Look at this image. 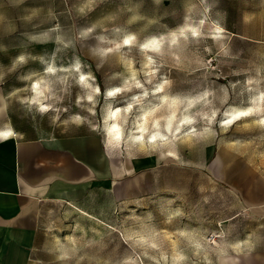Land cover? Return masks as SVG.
<instances>
[{"label":"rangeland","instance_id":"374dc122","mask_svg":"<svg viewBox=\"0 0 264 264\" xmlns=\"http://www.w3.org/2000/svg\"><path fill=\"white\" fill-rule=\"evenodd\" d=\"M35 1L30 5L33 9L23 5L24 17L15 21L10 15L19 12L12 9L17 6V0H0V17H3L0 38L6 39L0 45L6 49L14 47L13 58L5 60L9 67L5 77L14 75L16 84L22 85L13 92L21 100L32 95L26 90L30 81L24 77L41 73L48 63H54L57 68H71L78 61L81 72L96 77L102 93L119 86L127 75L120 53L109 55L101 64L95 54L97 48L110 47L108 42H118L128 34H135L137 42L142 43L152 36L166 35L186 22L196 26L203 20L199 25L201 37L181 41L171 49L165 45L162 55L150 53L159 66L153 85L162 79L171 81L158 96L190 97L210 91L214 93L210 97L212 108L219 110L212 125L215 135L190 143L178 140L174 149L122 145L115 155L118 163L123 167L128 165V179L136 175L143 178L144 194L139 192L137 199V192H133L104 219L84 215L72 218L67 213L53 217L46 230L50 238L48 258L43 261L47 264H125L126 261L174 264V257L183 255L186 259L178 264H207V258L208 264H215L233 237L232 230L219 234L216 230L224 225L231 227L234 214H250L246 199L256 197V192H251L240 179L252 175L254 178L258 170L264 177V125L257 123L260 116L243 117L226 129L220 127V122L227 119L224 112L247 108L252 97L264 92V0H95L92 10L85 14L79 13L78 8L86 0H65L64 13L60 2L57 6L50 0ZM190 5L195 6L191 13ZM186 16L190 17L189 21ZM13 22L17 24H9ZM56 25L60 26L59 33L50 31ZM93 25L97 27L87 38L79 36L83 29ZM217 28L224 31L220 38L212 39ZM45 33L49 37L47 41L31 39ZM57 35L70 40L71 46L57 45L54 42ZM101 36L103 43L97 39ZM121 52L125 59L135 61L137 69L144 62L136 47ZM21 55L27 62L9 71L17 59L14 56ZM58 75H69V79L66 85H53L61 99L47 101L59 110L46 112L50 121L73 122L72 117L80 115L87 118L90 126L99 124L105 103L103 96L98 98L96 115L91 116L86 110L91 105L76 103L77 96L83 95L75 83L76 74ZM64 87L67 91H61ZM225 91L227 100L221 103ZM127 95L130 94L115 98L114 106H122ZM149 99L158 102V98ZM196 110L209 109L198 106ZM203 126V123L196 125L198 129ZM168 151H175L179 159L166 155ZM239 182L245 187L240 194L236 186ZM177 210L182 215L172 216ZM237 224L241 228L248 225L242 217ZM182 232L189 235L182 236ZM139 237L158 247L137 243ZM193 242L199 243L200 248L194 247ZM162 256H167V261Z\"/></svg>","mask_w":264,"mask_h":264},{"label":"crops","instance_id":"0c3cea01","mask_svg":"<svg viewBox=\"0 0 264 264\" xmlns=\"http://www.w3.org/2000/svg\"><path fill=\"white\" fill-rule=\"evenodd\" d=\"M33 1L17 3L12 9L19 12L10 15L11 19H23L22 11ZM50 1L57 6L60 2L64 13L65 0ZM4 40L0 38V42ZM3 47L0 45V131L11 128L14 135L0 137V264H47L43 258L49 251V220L66 213L72 218L104 219L133 192L137 199L139 192L144 194L143 178L128 179V165H119L117 150H106L102 134L92 131L89 124L52 122L35 106L21 103L13 92L22 85L16 84L14 75L5 77L9 68L5 60L13 58L14 47ZM263 180L259 170L254 178L240 179L256 197L246 199L250 214H234L231 227L216 230L218 234L232 230L233 237L215 264H264ZM241 182L236 184L239 194L245 188ZM241 217L247 220L244 228L237 224Z\"/></svg>","mask_w":264,"mask_h":264},{"label":"clouds","instance_id":"9594fccd","mask_svg":"<svg viewBox=\"0 0 264 264\" xmlns=\"http://www.w3.org/2000/svg\"><path fill=\"white\" fill-rule=\"evenodd\" d=\"M22 2L23 0H17V3ZM94 2L95 0H86L78 8V12L85 14L87 11H91ZM194 7V5H190L188 12L191 13ZM26 19H31V17H26ZM133 19H136V17H133ZM185 19L189 21L190 17L186 16ZM2 20L3 17H0V21ZM203 23L204 21L200 20L199 25ZM199 25L193 26L192 23L186 22L182 27L166 35L152 36L142 43L137 42L135 34H128L118 42H108L111 44L110 47L97 48L95 54L100 58L101 64H103L109 55L120 53L122 67H124L127 73L119 86L107 88L103 93L101 92L100 86L96 83V77L94 75L90 72H81V64L78 61L71 68H57L54 63H48L41 73H33L30 76L24 77V79L30 81L26 90L30 91L32 95L23 98L21 103L29 105L30 108L31 106H35L36 111L40 114H44L49 110L59 111L58 109H53L51 103H47L49 100L61 99V97L56 96L53 85L55 83L66 85L69 79V75H58V73H75V83L83 91V95L77 96V105H80L82 102L91 105L86 110L91 116H95L96 107L99 104L98 98L101 95L103 96L105 103L101 109L100 123L92 125V131L102 134V143L106 150H119L122 145L125 147L139 146L140 148L148 146L153 150H160L167 147L174 149L178 140L183 143H190L193 139H201L208 135H215L212 125L216 121L219 110L212 108V100L210 97L214 93L206 90L196 96L190 97L158 96V94L165 92V88L170 86L171 81L162 79L160 83L153 85V81L159 71V66H157L154 55L151 54L157 56L162 55L165 45L171 49L178 46L181 41H188L189 39L195 40L201 37L202 32ZM96 27L97 25H93L92 27L83 29L79 33V36L81 38H87L94 32ZM50 31L59 33L60 26L56 25ZM223 31L224 29L217 28L211 38H220ZM31 39L47 41L49 37L45 33L43 37H32ZM97 39L102 43L105 42L102 36L97 37ZM54 42L63 48H68L72 44L70 40L66 41L62 35H57ZM133 47L138 48L144 58V62L139 69L135 67V61L133 59H125L124 53L121 52L122 49L130 50ZM59 50L58 48L57 51ZM26 62L27 59L24 55L19 56L9 71H14L19 65H23ZM141 76L143 79L140 78ZM2 79L3 74L0 73V80ZM247 83L251 84L252 81H248ZM149 85L153 86L148 87ZM61 91H67V88L64 87ZM125 94L130 95L126 96L123 105L115 107L112 101L118 96H125ZM149 97L158 98V102L153 103ZM226 100L227 92L225 91L221 103L226 102ZM198 106L209 110L194 111ZM251 115H259L260 119L257 123L264 125V92H259L256 96L252 97L249 101V107L224 112V116L227 119L220 122V127L226 129L235 121ZM58 118V116L54 117V120ZM72 121L77 126L88 122L86 117L80 115L72 117ZM198 123H203L204 126L198 129L196 127ZM184 129L187 130L184 131ZM13 135L14 132L11 128L6 131H0V137L3 138H8ZM165 154L177 160L179 159L175 151H168ZM180 215L182 213L179 210L172 214V216ZM172 216L168 218L169 221L172 219ZM181 235L187 237L189 234L182 232ZM136 242L139 244H147L152 248L158 247L145 237H139ZM193 244L197 249L200 248L199 243L193 242ZM161 259L167 261L168 257L162 256ZM185 259L186 257L183 255H177L174 257V264H178L179 261ZM125 264H134V262L126 261ZM156 264H159V262L157 261Z\"/></svg>","mask_w":264,"mask_h":264}]
</instances>
